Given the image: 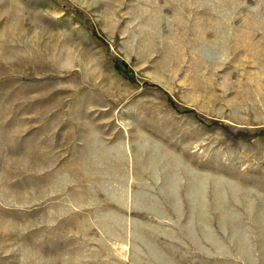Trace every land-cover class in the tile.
I'll return each mask as SVG.
<instances>
[{
	"label": "rangeland",
	"instance_id": "rangeland-1",
	"mask_svg": "<svg viewBox=\"0 0 264 264\" xmlns=\"http://www.w3.org/2000/svg\"><path fill=\"white\" fill-rule=\"evenodd\" d=\"M0 264H264V0H0Z\"/></svg>",
	"mask_w": 264,
	"mask_h": 264
}]
</instances>
